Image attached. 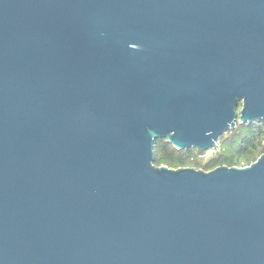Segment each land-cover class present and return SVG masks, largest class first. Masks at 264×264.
Returning <instances> with one entry per match:
<instances>
[{
	"label": "water",
	"instance_id": "water-1",
	"mask_svg": "<svg viewBox=\"0 0 264 264\" xmlns=\"http://www.w3.org/2000/svg\"><path fill=\"white\" fill-rule=\"evenodd\" d=\"M264 120V0H0V264H264V153L154 164Z\"/></svg>",
	"mask_w": 264,
	"mask_h": 264
},
{
	"label": "trees",
	"instance_id": "trees-1",
	"mask_svg": "<svg viewBox=\"0 0 264 264\" xmlns=\"http://www.w3.org/2000/svg\"><path fill=\"white\" fill-rule=\"evenodd\" d=\"M221 150L210 160L202 162L194 148L178 149L166 138H157L154 145V164L172 168L194 166L210 170L219 165L246 166L264 153V120L240 123L221 138Z\"/></svg>",
	"mask_w": 264,
	"mask_h": 264
},
{
	"label": "built area",
	"instance_id": "built-area-1",
	"mask_svg": "<svg viewBox=\"0 0 264 264\" xmlns=\"http://www.w3.org/2000/svg\"><path fill=\"white\" fill-rule=\"evenodd\" d=\"M221 150V143L219 141L216 142V145L207 149L203 150L202 152L198 153V156L200 159L206 158V157H213Z\"/></svg>",
	"mask_w": 264,
	"mask_h": 264
},
{
	"label": "rangeland",
	"instance_id": "rangeland-1",
	"mask_svg": "<svg viewBox=\"0 0 264 264\" xmlns=\"http://www.w3.org/2000/svg\"><path fill=\"white\" fill-rule=\"evenodd\" d=\"M225 134V133H224ZM223 134V135H224ZM222 135V136H223ZM221 138V137H220ZM219 141V140H218ZM194 150H196V151H198V149L197 148H194ZM211 159V157H206V158H202V159H200L202 162H205V161H208V160H210Z\"/></svg>",
	"mask_w": 264,
	"mask_h": 264
}]
</instances>
